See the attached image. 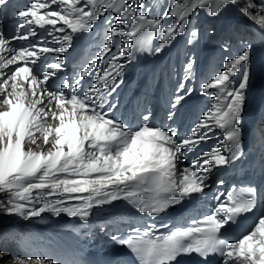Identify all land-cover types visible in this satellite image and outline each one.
Masks as SVG:
<instances>
[{
    "label": "snow or ice",
    "instance_id": "obj_1",
    "mask_svg": "<svg viewBox=\"0 0 264 264\" xmlns=\"http://www.w3.org/2000/svg\"><path fill=\"white\" fill-rule=\"evenodd\" d=\"M230 2L232 0H176L157 19H150L143 12L137 15L138 9L143 7L137 0H32L30 7L19 11L17 15L23 19L20 28L27 25L30 30L23 35L18 31L13 40L27 41L35 37L36 29L40 28L60 46L50 48L31 43L28 47L13 49L11 40L0 34V193L7 194L6 203L0 201V209L25 218L48 211L87 220L94 207L122 199L136 204L139 212L156 216L179 204L184 197L202 193L211 167L196 171L185 168L178 172V155L207 138L202 130L211 131L208 127L211 121L213 127L223 130V149L214 147L205 152L204 164L222 166L234 158L240 147L237 126L249 81V68L244 66L249 59L247 50L226 62L225 71L204 85L205 91L216 90V103L192 134L179 143L174 132L147 124L133 131L97 110L103 107L97 96L102 92L101 87L93 86L81 96L79 82L75 87L65 82L60 90L50 91L46 85L55 72L44 71L41 78L35 65L45 53H65L74 34L90 31L107 10L116 14L117 24L122 22L131 29L118 32L111 28L107 36L109 43L118 35L132 38L148 32L158 33L163 44L185 31L191 13L197 8L211 4L210 14L215 15ZM5 3L6 0H0V5ZM249 16L264 29V15L249 13ZM166 17L174 18V22L164 27L162 21ZM192 35H196L195 31ZM129 50L125 48L119 56L112 57L108 70L97 76L96 85L103 88L111 85L122 68L116 61ZM109 52L106 45L99 57ZM96 63L93 60L80 76H88ZM13 65L16 67L11 70ZM61 67L60 63L48 65L50 69ZM188 67L190 69L191 65ZM6 69L10 75L6 76ZM237 73H241L242 78L238 87H233L232 77ZM66 89H70V96L65 94ZM190 92L191 89L186 94ZM183 99L184 96L177 95L173 107ZM198 133L202 134L198 136ZM222 152L233 153V156ZM196 164L193 161V165ZM253 192L251 188L239 193L230 191L226 201L219 202L203 219L193 221L192 227H177L168 234L154 235V226H150L141 232L133 230L134 235L119 243L135 253L140 264H173L177 257L192 252L204 256L218 252L223 264H264V215L239 241L220 240L225 225L254 209ZM45 197L62 199L48 202ZM15 260L16 264H27L19 256ZM34 264L46 262L37 259Z\"/></svg>",
    "mask_w": 264,
    "mask_h": 264
},
{
    "label": "trees",
    "instance_id": "obj_2",
    "mask_svg": "<svg viewBox=\"0 0 264 264\" xmlns=\"http://www.w3.org/2000/svg\"><path fill=\"white\" fill-rule=\"evenodd\" d=\"M263 5L264 4V0H240L239 1V8L244 10H251L254 9L255 7L257 8V5Z\"/></svg>",
    "mask_w": 264,
    "mask_h": 264
},
{
    "label": "rangeland",
    "instance_id": "obj_3",
    "mask_svg": "<svg viewBox=\"0 0 264 264\" xmlns=\"http://www.w3.org/2000/svg\"><path fill=\"white\" fill-rule=\"evenodd\" d=\"M5 194L6 193H0V196L3 195L5 197ZM7 259V256L3 255V253L1 252L0 253V264H14L12 260H6Z\"/></svg>",
    "mask_w": 264,
    "mask_h": 264
},
{
    "label": "bare ground",
    "instance_id": "obj_4",
    "mask_svg": "<svg viewBox=\"0 0 264 264\" xmlns=\"http://www.w3.org/2000/svg\"><path fill=\"white\" fill-rule=\"evenodd\" d=\"M15 67H16V65L10 66V69H11V70H14ZM4 71H5V73H6V76H7V75H10V71H9L8 69H6V70H4ZM6 76H5V78H6ZM45 150H47V149L45 148Z\"/></svg>",
    "mask_w": 264,
    "mask_h": 264
}]
</instances>
